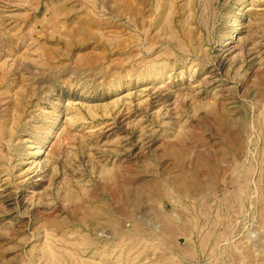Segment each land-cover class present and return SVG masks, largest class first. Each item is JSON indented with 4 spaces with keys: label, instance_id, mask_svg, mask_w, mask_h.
I'll use <instances>...</instances> for the list:
<instances>
[{
    "label": "rangeland",
    "instance_id": "374dc122",
    "mask_svg": "<svg viewBox=\"0 0 264 264\" xmlns=\"http://www.w3.org/2000/svg\"><path fill=\"white\" fill-rule=\"evenodd\" d=\"M0 264H264V0H0Z\"/></svg>",
    "mask_w": 264,
    "mask_h": 264
},
{
    "label": "bare ground",
    "instance_id": "6f19581e",
    "mask_svg": "<svg viewBox=\"0 0 264 264\" xmlns=\"http://www.w3.org/2000/svg\"><path fill=\"white\" fill-rule=\"evenodd\" d=\"M42 149H40V151H41ZM41 153V152H40Z\"/></svg>",
    "mask_w": 264,
    "mask_h": 264
}]
</instances>
